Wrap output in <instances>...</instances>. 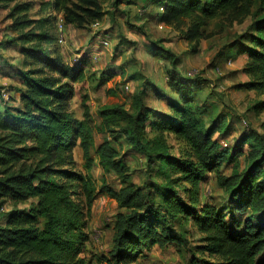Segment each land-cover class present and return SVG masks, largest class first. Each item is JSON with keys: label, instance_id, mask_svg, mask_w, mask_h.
<instances>
[{"label": "trees", "instance_id": "obj_1", "mask_svg": "<svg viewBox=\"0 0 264 264\" xmlns=\"http://www.w3.org/2000/svg\"><path fill=\"white\" fill-rule=\"evenodd\" d=\"M106 1L39 0L40 9L42 12L48 9L47 14L39 19L27 16L13 22L14 26H28L39 20L43 28L39 32L26 30L14 39L21 42V53L27 55L29 65H36L21 70L14 68L13 77L23 83L13 88L22 104L5 103L0 108V199L9 197L22 203L33 199L34 202L5 214L0 225V264H93L80 255L86 238L83 227L87 223L81 195H85L90 205L95 192L90 174L74 170L73 148L79 141L87 163L90 162L89 148L95 127L108 133L96 148L98 163L105 172L115 170L121 179L120 187L102 185L101 190L126 208L117 213L112 259L106 258L105 264L135 262L148 243L163 246L175 239L176 219L181 225L190 221L201 233L196 247L205 257H196L198 264H264V176L258 164L263 156L236 175L220 174L216 165L223 151L212 137L215 124L212 121L205 125L200 106L192 102L188 88L182 85L180 79L184 74L178 69L180 60L175 53L159 44L157 55L172 63V74L166 83L174 95L169 97V114L149 106L146 89H152L153 83L133 93L128 107L102 105L98 109L101 126L88 122L86 94L80 96L83 117L79 118L71 109L77 90L74 84L87 77L86 63L81 58L71 63L59 54L57 33L46 25L55 23L58 31L61 18L64 27L90 29L107 12ZM121 1L113 0L114 6ZM153 2L154 8L158 4V21L177 30L191 45L192 52L197 51L201 39L215 33L207 31L212 21L232 24L250 18L244 31L216 55L221 56L228 48L246 54L248 62L244 71L255 75L247 85L264 90V0ZM19 7L17 4L14 8ZM144 7L151 14L148 6ZM35 38L39 44H25ZM46 40L52 42L48 48L40 44ZM152 90L157 97L163 95L158 89ZM172 137L185 147L181 157L163 152L166 149L163 139ZM122 146L126 149L121 153ZM129 151L145 156L147 167L156 161L169 163L171 171L177 173L176 180L188 184L180 191L166 184L154 186L149 180L136 184L128 178L125 154ZM67 163L70 168L63 167ZM208 171L216 173L226 196L235 198L238 211L243 212L246 207L261 211L260 220L246 219L241 231L232 230L222 209L199 198L200 185ZM155 194L160 200H155ZM179 238L185 242L182 235Z\"/></svg>", "mask_w": 264, "mask_h": 264}, {"label": "rangeland", "instance_id": "obj_2", "mask_svg": "<svg viewBox=\"0 0 264 264\" xmlns=\"http://www.w3.org/2000/svg\"><path fill=\"white\" fill-rule=\"evenodd\" d=\"M17 4H20V7L14 8ZM110 5L108 4L109 7ZM117 7L115 9L118 11L112 9L114 14H107L96 27L77 29L70 26L67 30L64 27L63 37L58 34L55 23L46 25L57 33L58 40H64V43H61L63 40L58 43L62 45L60 50L64 49L68 62L72 63L81 58L86 63V79L74 84L77 90L70 107L75 115L83 117L80 96L86 94L90 113L88 122L101 126L98 109L102 105L130 103L132 93L124 90L127 83L133 91L152 83L162 87L166 85L172 74V63L170 59L157 55L160 44L179 57L178 69L184 74L183 79H179L183 81L182 85L188 88L192 102L200 106L205 125L209 126L212 121L215 124L216 130L212 137L222 146L223 151V157L216 165L220 174L236 175L263 156L258 164L260 174L264 176V90L247 85L255 75L244 71L248 62L246 54L236 53L228 48L221 56L216 55L218 51L224 50V46L229 44L234 36L244 31L250 18L232 24L212 21L207 31L215 33L200 40L197 51L192 52L191 45L181 38L177 30L166 26L159 27L158 4L155 8H150L151 14H148L145 24L142 23L141 26V23L134 21L135 15L139 13V6L126 8L119 4ZM47 12L48 9L42 12L39 0H0V108L5 103L13 106L22 104L19 93L13 89L23 86L22 81L7 77L2 72L3 67H11L13 72V68L21 70L36 65H29L27 55L21 53V42L14 39L26 30L39 32L43 28L39 25V20L28 26H14L13 22L27 16L39 19ZM103 37L109 40L108 47L101 44ZM30 43L39 44V40L35 38L25 44ZM40 44L48 48L52 42L46 40ZM95 55L97 59L94 58ZM94 129V140L89 148L90 162L87 163L88 159L79 141L73 148V168L76 172L90 174L95 192L90 205L86 202L85 195H81L87 223L83 227L86 238L80 255L90 259L93 264H105L106 258L112 259L117 213L126 211V208L120 207L116 199L101 190L102 185L120 187L121 179L115 170L105 172L102 166L96 163V148L108 133L100 132L97 127ZM225 138L229 141L228 146L221 143ZM179 143L173 137L164 138L165 146L161 143V146L166 148L163 150L164 154L167 155L168 152L181 157L185 154V147ZM154 147L157 149V145ZM125 149L126 146H122L121 153ZM125 160L129 165L128 178L136 184L149 180L154 186L166 184L178 188L179 191L182 186L188 184V181L176 180L177 173L171 171L169 163L164 165L161 161H156L147 167L145 156L132 151L125 154ZM69 166L68 163L63 165L64 168ZM216 176L214 171L206 173L200 185L199 198L222 209L234 231H241L246 219L258 222L261 211L251 207H246L243 212L238 211L235 208V198L229 199L226 196V191L218 184ZM76 197L74 195V198ZM155 200H160V196L155 194ZM33 202V199L26 203L15 202L9 197L0 199V225L3 224L7 212L14 208L29 207ZM173 231L177 236L175 239L163 246L148 243V247L143 248L135 262L122 260L121 264H198L195 258L205 257L196 247L200 244L201 233L190 221L181 225L177 219L173 221ZM179 235L185 238V242L181 241Z\"/></svg>", "mask_w": 264, "mask_h": 264}, {"label": "crops", "instance_id": "obj_3", "mask_svg": "<svg viewBox=\"0 0 264 264\" xmlns=\"http://www.w3.org/2000/svg\"><path fill=\"white\" fill-rule=\"evenodd\" d=\"M108 4H111L110 5V7L108 6ZM120 6L121 5H124L126 8H130L131 6H133V5H135V6H139V13L137 14V15H135V19H134V21L135 22H139V23H141L140 25H142V23H144L145 24V22H146V20H147V16H148V14L149 13H147V11H144V6H148V10H150V8H152V7H154V2H153V0H132V1H130V3H129V1H126V0H123V1H121L120 3ZM118 4V5H119ZM107 5V6H106ZM117 5V6H118ZM117 6H114V4H113V0H107L105 3H104V8L107 10V12L105 13V15L101 18V20L102 19H104L105 17H107L108 15L107 14H114L113 13V10L112 9H115V8H118ZM116 11H118L117 9H115ZM143 24V25H144ZM68 27H70V25H67L66 27H65V29L67 30V28ZM73 27V26H72ZM75 28V27H74ZM77 29H79V28H77ZM181 35V34H180ZM145 36V35H144ZM144 38V37H143ZM181 38H182V36H181ZM183 39V38H182ZM203 39H207V38H203ZM60 40H63L62 38H60L59 40H57V46H58V52H59V54H61L65 59H67L66 58V56H65V52L63 51L64 49H62V51L60 50V47L61 48H63L62 47V45H59V43H58V41H60ZM184 40V39H183ZM202 40V39H201ZM61 42V41H60ZM187 42V41H186ZM61 43H64V40H63V42H61ZM188 43V42H187ZM228 58H225V60H227ZM4 68V70L2 71L4 74H6L7 75V77H10V78H14L13 77V72H11L12 71V69H11V67H3ZM11 69V70H10ZM13 70H14V68H13ZM181 70V69H180ZM15 80H16V78H14ZM153 88H155V89H158L160 92L159 93H161V94H163L161 97H157V96H155L154 95V93H153ZM152 89H151V87L147 90V92L149 93V98L147 99V102H148V104H149V106H151L153 109H155V110H157V111H159V112H163V113H166V114H169V109H168V102H169V97L170 96H174L173 95V92L170 90V88L168 87V86H166V85H164L163 87L162 86H159V85H156L155 84V86L154 87H152ZM124 90H126V91H130L132 94L133 93H135V92H137V90H131L130 89V87H129V85H128V83L124 86ZM131 94V95H132ZM128 103L125 105L126 107H128ZM96 163L98 164V157H97V161H96Z\"/></svg>", "mask_w": 264, "mask_h": 264}, {"label": "built area", "instance_id": "obj_4", "mask_svg": "<svg viewBox=\"0 0 264 264\" xmlns=\"http://www.w3.org/2000/svg\"><path fill=\"white\" fill-rule=\"evenodd\" d=\"M97 25H99V21H95L91 26L92 27H96ZM164 25L162 22H159V27L162 28ZM63 33H64V26L62 24V19L59 18L58 20V34L63 37ZM101 44L103 45V47H108L109 45V40L106 37L101 38ZM95 59H97V56H94ZM227 61L230 63L231 60L227 59ZM218 70V67L216 68ZM221 143L223 144V146H228L229 142L228 140L224 139L221 141ZM1 209V208H0Z\"/></svg>", "mask_w": 264, "mask_h": 264}]
</instances>
